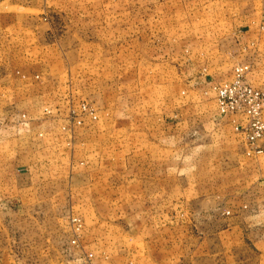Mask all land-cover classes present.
Returning a JSON list of instances; mask_svg holds the SVG:
<instances>
[{
    "label": "rangeland",
    "instance_id": "374dc122",
    "mask_svg": "<svg viewBox=\"0 0 264 264\" xmlns=\"http://www.w3.org/2000/svg\"><path fill=\"white\" fill-rule=\"evenodd\" d=\"M0 23L1 88L24 86L17 104L0 92V264H264V207L225 232L221 201L190 190L218 168V135L160 126L208 111L189 104L197 72L219 117L247 127L219 91L237 74L264 89V0H0ZM40 165L53 178L33 186Z\"/></svg>",
    "mask_w": 264,
    "mask_h": 264
},
{
    "label": "crops",
    "instance_id": "0c3cea01",
    "mask_svg": "<svg viewBox=\"0 0 264 264\" xmlns=\"http://www.w3.org/2000/svg\"><path fill=\"white\" fill-rule=\"evenodd\" d=\"M251 17L248 15H236L233 20H229L230 27H234L235 34H240L239 42L240 46L247 47L250 39L248 38L247 29L251 28ZM233 24H232V23ZM3 25L0 23V48L5 42L2 40V35L5 33ZM246 33L245 39L241 36L242 33ZM252 38V37H251ZM8 58L7 54L0 53V70L1 65H4L5 59ZM193 61L195 71L200 70V65L197 64L200 60L199 53L191 52L188 56ZM2 73H0L1 75ZM196 77L193 78L191 84H189L190 90L193 94V98L189 103L193 107L199 109L207 105L208 111L203 113L204 115H195L194 117H185L184 108L170 118L167 116L161 118L160 124L163 129L164 136L178 137L185 133L186 129L190 127L194 128H208L209 139L211 137H218L223 143V152L219 155L218 168L216 166V160H209V167L206 170L198 172L193 177L190 190L194 197L207 198V199H219L223 205L224 212L230 213L229 219L232 220L233 226L227 227L226 231L234 232L239 230L241 233L249 231L255 225H240L237 220L244 217V220L252 219L250 212L253 208L264 207V138L258 139L253 146L248 147L244 136L235 132L234 125L230 118H220L216 110L215 101H207L205 94L210 87L209 84H204L198 79V74L195 72ZM197 78V79H196ZM21 81V79H20ZM16 80L15 83H10L6 86V91L15 93V100L11 103L17 104L18 97L17 91H24L22 82ZM197 81V82H196ZM3 80H0V92H3L5 88H1ZM192 88V89H191ZM209 92V91H208ZM190 93V95H191ZM192 96V95H191ZM11 97V94H9ZM22 98V95H21ZM20 100V99H19ZM264 120V114H263ZM223 160V164L221 162ZM230 160V164L228 163ZM215 166H212V164ZM8 167L10 164L7 165ZM12 167V166H10ZM15 168V167H13ZM33 172V173H32ZM32 177L34 181L32 185L35 186L50 182L53 178V172L44 165L34 166L31 169ZM236 220V221H235ZM264 226V224L262 225ZM263 236H264V229ZM259 251V248L255 247Z\"/></svg>",
    "mask_w": 264,
    "mask_h": 264
},
{
    "label": "built area",
    "instance_id": "2783aa9c",
    "mask_svg": "<svg viewBox=\"0 0 264 264\" xmlns=\"http://www.w3.org/2000/svg\"><path fill=\"white\" fill-rule=\"evenodd\" d=\"M219 106L223 114H237L242 111L249 115L246 128L236 125L235 130L246 135L248 144L264 138V89L244 83L241 74L219 91Z\"/></svg>",
    "mask_w": 264,
    "mask_h": 264
}]
</instances>
